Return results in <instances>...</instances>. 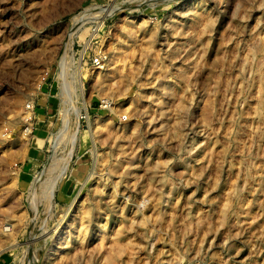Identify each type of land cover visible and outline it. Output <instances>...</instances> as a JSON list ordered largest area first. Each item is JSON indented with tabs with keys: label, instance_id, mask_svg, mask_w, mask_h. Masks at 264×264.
<instances>
[{
	"label": "rangeland",
	"instance_id": "obj_1",
	"mask_svg": "<svg viewBox=\"0 0 264 264\" xmlns=\"http://www.w3.org/2000/svg\"><path fill=\"white\" fill-rule=\"evenodd\" d=\"M263 41L264 0H0V258L264 264Z\"/></svg>",
	"mask_w": 264,
	"mask_h": 264
},
{
	"label": "bare ground",
	"instance_id": "obj_2",
	"mask_svg": "<svg viewBox=\"0 0 264 264\" xmlns=\"http://www.w3.org/2000/svg\"><path fill=\"white\" fill-rule=\"evenodd\" d=\"M192 3V2H191ZM190 3V4H191ZM114 10H105V14L104 16H109L111 15V12H113ZM202 15H205V14H202ZM197 16V15H196ZM200 16V15H199ZM208 24V23H207ZM194 27V26H193ZM170 42V41H169ZM119 49V48H118ZM254 52H264V41L260 44H257L255 47H254ZM249 59V58H248ZM155 77V76H154ZM82 78H83V73L81 72L80 69H78L77 73H76V76H75V79H76V82L78 83V89H79V97H80V103L83 107V110L86 114V111H87V108H86V102L84 101V97H83V89H84V86H83V81H82ZM156 78V77H155ZM63 81L65 82V76L62 78ZM74 79V78H73ZM68 82V81H67ZM67 82L65 83V85L67 84ZM131 82V81H130ZM69 86V85H67ZM88 115V114H87ZM94 129V128H92ZM25 131H29V128H27ZM97 131V130H96ZM73 136V135H72ZM71 136V144H74L75 143V137ZM47 165V164H46ZM117 171V170H116ZM44 172V171H43ZM43 172H40L38 174H35L33 179L31 180L30 184H29V190H30V194L31 196L35 197L38 190H39V187L42 185V177H43ZM200 172V171H199ZM198 172V173H199ZM119 174V173H118ZM203 174V173H202ZM48 199H52L53 197V187L50 186L49 187V190H48V195H47ZM144 201V200H143ZM227 208V207H226ZM86 210V209H85ZM84 210V211H85ZM96 210V209H95ZM89 211V210H88ZM81 218V217H80ZM86 218V217H85ZM140 221V220H139ZM128 222V221H127ZM129 226V225H128ZM130 227V226H129ZM128 229H131L130 228H127L126 226V230ZM4 230H7V228H4ZM68 233V234H67ZM121 231L118 232L119 235ZM69 235H71V233L67 232V229H65V227H61L54 235L53 237V240H52V245L51 247L47 250L45 256H44V261L47 262L48 260H51L53 258V256H56V255H59L60 252L59 250H63L67 247V244L70 242V238L71 236L69 237ZM6 238V240H10V244H8V246L6 247V249H14L16 248L17 246V243L14 241L15 239L13 238L12 236V233L10 234H6V235H2V237ZM104 235H102L103 237ZM121 241L116 237L115 239V243L114 245H117L118 247V254L119 256L122 255V250H121ZM102 246V245H101ZM161 254H163V251L160 250ZM165 252V251H164ZM62 254V253H61ZM32 258H34V255L32 256ZM155 258V257H154ZM163 262V261H162ZM33 263V262H32ZM51 264V263H49Z\"/></svg>",
	"mask_w": 264,
	"mask_h": 264
},
{
	"label": "crops",
	"instance_id": "obj_3",
	"mask_svg": "<svg viewBox=\"0 0 264 264\" xmlns=\"http://www.w3.org/2000/svg\"><path fill=\"white\" fill-rule=\"evenodd\" d=\"M36 137V136H35ZM37 138H39V137H37ZM34 139V138H33ZM35 140V139H34ZM33 140V141H34ZM32 141V142H33ZM32 142H31V144H32ZM32 146V145H31ZM22 169H21V172H22V174H23V177H28V175H29V171L31 170V168H29V169H26V165L25 164H23V166L21 167ZM0 264H11V260L9 259V258H7V257H1L0 258Z\"/></svg>",
	"mask_w": 264,
	"mask_h": 264
},
{
	"label": "built area",
	"instance_id": "obj_4",
	"mask_svg": "<svg viewBox=\"0 0 264 264\" xmlns=\"http://www.w3.org/2000/svg\"><path fill=\"white\" fill-rule=\"evenodd\" d=\"M93 62H94L95 64H99L100 59H99V58H95Z\"/></svg>",
	"mask_w": 264,
	"mask_h": 264
}]
</instances>
